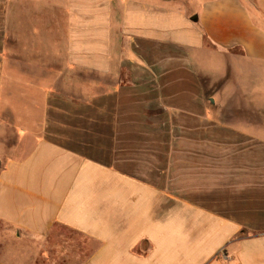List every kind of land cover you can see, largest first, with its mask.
<instances>
[{"label": "crops", "instance_id": "0c3cea01", "mask_svg": "<svg viewBox=\"0 0 264 264\" xmlns=\"http://www.w3.org/2000/svg\"><path fill=\"white\" fill-rule=\"evenodd\" d=\"M0 222L77 264H264V0H0Z\"/></svg>", "mask_w": 264, "mask_h": 264}, {"label": "rangeland", "instance_id": "374dc122", "mask_svg": "<svg viewBox=\"0 0 264 264\" xmlns=\"http://www.w3.org/2000/svg\"><path fill=\"white\" fill-rule=\"evenodd\" d=\"M208 81H211L212 83L211 92L215 91L216 94L217 91L221 90L223 85L222 80L217 82V77L211 75ZM205 84L208 86L206 88L207 91H210V86L208 83L205 82ZM68 236L70 239L78 241L77 237H73V235H70L69 233ZM76 243L79 245L80 250L76 248V254L74 250L73 252L70 251L72 254L71 257L65 259L62 257L59 258L57 256L58 252L53 251L55 257L48 259L43 255L48 253V250L45 251V247L48 248L49 246L47 243H43L41 240L30 238L26 234L0 222V260L9 261L16 264H47L49 262H51L49 264H77L84 259L82 258V255L87 252V244L83 241H78Z\"/></svg>", "mask_w": 264, "mask_h": 264}]
</instances>
